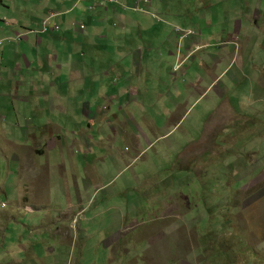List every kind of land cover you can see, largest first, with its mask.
I'll use <instances>...</instances> for the list:
<instances>
[{"label":"rangeland","instance_id":"1","mask_svg":"<svg viewBox=\"0 0 264 264\" xmlns=\"http://www.w3.org/2000/svg\"><path fill=\"white\" fill-rule=\"evenodd\" d=\"M101 4L111 2L95 0L94 7ZM123 6L136 19L151 17L144 24L157 30L142 43L172 45L173 38L156 34L164 28L178 47H191L186 57L178 55L177 78L170 79L179 99L194 93L188 86H198L199 94L168 135L163 128L171 114L161 106L149 112L162 128L154 134L138 117H123L124 108L100 104L110 109L104 124L131 125L149 140L122 149L132 164L111 142L114 156L85 142L102 135L97 126L88 130L82 117L88 103L82 99L89 98L82 91L74 110L36 117L39 135L46 128V140L72 147V163L66 151L61 159L40 140L52 153L49 160L41 153L17 159L14 143L22 144L21 135L0 130V264H264V0H134ZM47 21L33 31L42 33ZM220 70L224 76L213 85ZM157 72L166 75L164 68ZM164 82L156 85L166 92L170 81ZM75 175L82 182L73 181Z\"/></svg>","mask_w":264,"mask_h":264},{"label":"crops","instance_id":"2","mask_svg":"<svg viewBox=\"0 0 264 264\" xmlns=\"http://www.w3.org/2000/svg\"><path fill=\"white\" fill-rule=\"evenodd\" d=\"M133 2L134 0H115L104 8L94 7L95 0H0V90L9 87L4 98L0 99V130L21 135L22 144L14 143L17 149L15 158L41 153L49 160L52 153L49 154L40 148V140L47 150H59L61 159L64 157L63 151H66L72 163L71 157L76 158L72 147L46 140V128L41 130L39 135L36 117L41 115L42 111L55 110V115L63 114L74 110L77 102L82 101L88 102L83 106L82 112L85 115L82 117L87 120L88 130L97 126L98 134L102 135L99 137L91 134L85 142L92 147H102L114 156L111 142L121 157H128L126 164H132L133 161L130 155L123 154L122 149L140 148L143 142L149 144V140L143 132L139 133V128L136 130L131 125H113L108 120L104 124L101 118L105 116L108 107L101 109L100 104L110 105L118 110L124 108L123 117H138L147 123L149 132L154 134H158L162 128L152 121L149 112H157L159 110L156 107L161 106L171 114L168 127L163 128L166 134L179 127L180 121L185 119L189 112L193 95L199 94V90L198 86H188V92L193 90L194 93L179 99V91L174 84L177 77L173 76L172 71L178 55L186 57L191 47H178L176 36L164 28L156 34H167L168 39L173 38L172 45H168L166 40L161 43H142L143 35L157 29L146 28L144 23L149 22L151 18L147 13L136 19L134 12L123 6ZM43 19H48L47 31L34 32L39 21ZM55 25L60 29L51 30ZM78 25H83L85 30L80 31ZM131 30L136 32L138 41L132 38ZM127 36L128 43L124 41ZM159 68H164L165 76H157ZM153 69L155 72L152 74ZM222 76L224 70L217 71L212 76L213 85L223 78ZM55 77L57 81L54 80ZM164 81H170L169 90L166 92L159 89L162 85H156L165 83ZM81 91L89 98L80 101ZM145 91L147 93L143 96ZM34 96L38 100L30 101ZM166 101L170 102L168 106ZM93 103V110L86 111L85 108L90 110ZM222 103V107L228 105L225 101ZM37 108L36 115L32 110ZM107 110L110 111L109 108ZM135 110L136 114H130ZM55 128L61 129L58 125H55ZM111 133L114 135L106 138V134ZM117 139L120 140L117 142ZM158 139L160 137H157ZM22 145L28 148L25 150ZM37 147L38 150H35ZM12 161L17 162L15 159ZM27 168L26 173H29V166ZM41 171L46 175L45 170ZM84 174H88V171ZM95 178L97 179L96 176ZM86 179L89 180L88 177ZM61 180L68 181L67 178ZM72 180L82 182V175H75ZM46 194L42 193L47 198ZM79 212H82L81 206L73 212V221ZM51 225L54 226V223ZM65 228L70 230L73 224L71 223L70 227L69 222V226Z\"/></svg>","mask_w":264,"mask_h":264},{"label":"built area","instance_id":"3","mask_svg":"<svg viewBox=\"0 0 264 264\" xmlns=\"http://www.w3.org/2000/svg\"><path fill=\"white\" fill-rule=\"evenodd\" d=\"M97 1H100V2H107V1H110V2H113V1H115V0H97ZM101 7H102V4H101ZM133 10L135 11V12H138L139 11V9L138 8H133ZM47 24H48V21H47V23H44L43 24V28H42V31L43 32H45V31H47ZM78 28H79V30L80 31H84L85 30V27L82 25V26H80V25H78ZM50 29H52V30H57L58 29V27L55 25V26H53V27H51ZM176 31H178L179 32V30H176ZM184 36H182V38H183Z\"/></svg>","mask_w":264,"mask_h":264},{"label":"clouds","instance_id":"4","mask_svg":"<svg viewBox=\"0 0 264 264\" xmlns=\"http://www.w3.org/2000/svg\"><path fill=\"white\" fill-rule=\"evenodd\" d=\"M112 3H114V2H112ZM112 3H111V4H112ZM51 30H52V29H51Z\"/></svg>","mask_w":264,"mask_h":264},{"label":"bare ground","instance_id":"5","mask_svg":"<svg viewBox=\"0 0 264 264\" xmlns=\"http://www.w3.org/2000/svg\"><path fill=\"white\" fill-rule=\"evenodd\" d=\"M18 39V38H17Z\"/></svg>","mask_w":264,"mask_h":264}]
</instances>
